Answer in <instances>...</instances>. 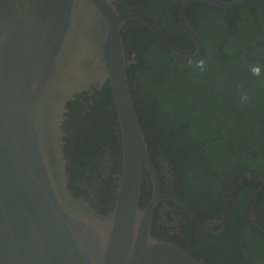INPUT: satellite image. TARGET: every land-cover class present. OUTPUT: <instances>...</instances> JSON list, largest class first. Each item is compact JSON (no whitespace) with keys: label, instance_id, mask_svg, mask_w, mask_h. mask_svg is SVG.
<instances>
[{"label":"water","instance_id":"95a60500","mask_svg":"<svg viewBox=\"0 0 264 264\" xmlns=\"http://www.w3.org/2000/svg\"><path fill=\"white\" fill-rule=\"evenodd\" d=\"M250 0H183L180 24L196 45L181 53L154 20L121 12L118 0H0V264H202L187 251L153 235V215L162 201L181 205L200 230L224 235L230 226L229 196L242 177L258 176L245 218L254 220L264 194V172L239 170L226 185L222 226L210 229L181 198L163 194L128 71L134 63L124 42L129 22L148 28L173 59L197 61L203 38L187 21L195 2L233 9ZM109 85L122 144L116 200L106 213L76 195L65 152L69 103ZM144 168L153 196L142 207Z\"/></svg>","mask_w":264,"mask_h":264},{"label":"trees","instance_id":"16d2710c","mask_svg":"<svg viewBox=\"0 0 264 264\" xmlns=\"http://www.w3.org/2000/svg\"><path fill=\"white\" fill-rule=\"evenodd\" d=\"M118 1L121 12L133 11L151 15L161 24L171 44L179 52L188 54L195 50V46L191 41L188 42L187 35L179 25L177 14L181 0ZM222 11L229 12L202 2L189 6L191 24L206 37L205 53L194 64L171 60L151 31L138 22H129L123 33L127 53L134 61L128 74L137 78L140 85L135 88L133 79L129 78L149 146L154 147L155 142H161L160 149L165 159L185 166L186 173L182 178L184 182L187 180V188L186 191L180 188L179 196L189 202L205 219L221 216V195L226 182L234 173L247 168H258L264 172V139L261 135H256V130L260 129V121L255 118L249 121L257 141L253 147L241 143L242 138L236 137H241V124L250 120L247 117L239 124L240 114L250 116L248 98L244 102L238 101L229 110H223L210 104V95H215L217 91L207 88L212 75L221 79V74L230 67L234 68L244 57L246 50H255L263 44V35L256 40L252 37L253 32H260L258 29L264 33L263 14H259L257 18L251 14H241L242 10L237 9L238 14H228L233 19L232 22L221 21L218 24L211 15ZM197 13L203 14L198 17ZM219 15H224L225 19V14ZM255 19L258 20V26ZM244 20L246 27H251L249 39L245 44L237 46L241 44L244 33ZM221 24L226 27V33L231 34L228 42H224L223 33L220 35ZM234 25L233 30L230 26ZM146 81L147 86L144 84ZM101 96L102 101L98 100V105L89 107L95 112V115L90 114L87 118L89 131L79 129V135L76 136L80 153L76 155L75 165L78 169L98 165L101 147L108 144L113 151V174L108 178L113 188L116 182L113 175L122 171L120 127L109 85L103 88ZM226 99L231 102L232 95H219L220 103ZM255 102L264 107L263 97H255ZM87 104L86 100L83 106ZM78 105V100L70 105L71 114L77 110ZM224 114L229 116L228 120L224 119ZM233 114L238 117V121ZM72 167V178L76 181L80 176L78 169L73 165ZM241 180V183L235 185L229 199L230 226L223 242L211 241L202 235L200 238L211 247L209 253L219 264H226L228 261L232 264H264V238L249 227L244 213L246 203L260 183L253 185L247 181L246 176ZM112 188L108 189L106 186V199L101 202L104 211H108L112 203ZM145 195L147 187L143 184L142 202ZM263 202L264 194L253 209L258 225L264 221Z\"/></svg>","mask_w":264,"mask_h":264},{"label":"flooded vegetation","instance_id":"af4514ba","mask_svg":"<svg viewBox=\"0 0 264 264\" xmlns=\"http://www.w3.org/2000/svg\"><path fill=\"white\" fill-rule=\"evenodd\" d=\"M182 1L183 0H181V3H182ZM229 1H231V0H229ZM118 3H119V1H118ZM179 7H180V5H179ZM237 9L242 10L241 14H246V15L251 14L257 18L259 16V14H263V19H264V0H250L248 3H246L242 6H239V7L233 8V9H224V10H227L229 12H223L222 11L220 13L219 12L214 13L211 16L215 17V19L218 21V24H220L221 21L224 23L228 22V21L232 22L233 19L231 20L229 18L228 14H238ZM178 11H179V8H178ZM202 14L203 13H197V16L201 17ZM219 14H225V19H224V15H219ZM143 15H145L146 17H149L150 19L157 22L155 19L152 18L151 15H149V14H143ZM186 16H187V21L189 22V24L197 31V33H199V35L203 38L204 43L206 44L205 34L201 35L200 32L191 24V21L189 18L190 15L188 14V9H187ZM177 17H178L179 25L182 28V26L180 24L179 14H177ZM255 23L258 26V20L257 19H255ZM158 24L161 25L160 23H158ZM221 27H222V31L220 32V35L223 33L222 34L223 38L225 36L224 42H228L230 40L231 34L226 33L227 32L226 27L223 24H221ZM230 28L234 30L235 25H234V27L230 26ZM242 30L244 31V33H243L241 41H240L241 44H237V46L238 45L241 46V45L245 44L249 39V32L251 30V27L250 28L246 27L245 20L243 21ZM182 31L185 33L183 28H182ZM258 31H260V32H253L252 33V37L255 40L262 37V35L264 36V33H261L262 32L261 30L258 29ZM187 40L189 43H190V41L192 42V44L195 46V50H196L195 43L191 40V38L188 35H187ZM157 42H158V40H157ZM261 43H263V44H261L260 47L255 48V50H246L244 57L234 67V70L238 74L240 81L244 86L241 87L238 90V92H236L232 96V101L230 103H231V108H233V107H235V103H237L238 101L244 102L245 98H248V101H249V104L251 107L249 109L250 110V116L240 114L239 115V124H241L247 117H250L249 121H251V119L253 120L255 118L257 121H260V123H258L260 129L256 130V135L257 136L261 135L262 138L264 139V107L259 106L255 102V97H263L264 98V40H261ZM159 45H160V43H159ZM247 47L248 46L246 45V48ZM205 49H206V45L204 47L203 55L205 53ZM248 54L251 56H247ZM170 59L173 61H176V62H180V61L173 59L172 57H170ZM180 63H183V62H180ZM194 63H196V61L191 62L189 64H194ZM256 63L260 64L259 65L260 67L257 70V72L255 73V75H253V77H251L249 80V75L252 76V74H249L248 71H251V70L255 69L256 67H258V65H256ZM183 64H186V63H183ZM260 71H261L260 82L257 86H255L252 82V79L258 80L257 73ZM128 76H129V78L133 79L132 82L135 83V88H139L140 85L138 84V79L133 78V76L131 74H128ZM129 82H130V79H129ZM151 83H154V81ZM144 84H146V86H147V81ZM244 87H246V89ZM133 89H134V86H133ZM102 91H103V89L102 90L95 89L91 93L87 92V93H83V94L79 95L75 100V101H77V100L79 101V105L76 106L77 110H75L72 114H71L70 105L75 101H73L72 103H69L68 119L65 122V130L67 132V135L65 137V142H66L65 143V152H66V157H67V161H68V169H69L70 174L72 173V168H73L72 165L76 169H78L75 165V162H76L77 153H80V149H79L80 144L76 142V136H77V134L79 135L80 130H88L89 131V128H88L89 120L87 119L88 115H90V114L95 115L94 110L89 109V107L90 106L95 107L96 105H98V100L102 101V96H101ZM85 99L87 100L88 104L83 106V104L86 103ZM96 108H95V110H96ZM251 114H252V116H251ZM79 127H81V128H79ZM249 128L252 129V127L249 123L241 124V137L239 135H237L236 137L244 139V138H247L248 136H253L254 135L253 130L248 133ZM246 130H248V131L246 132ZM85 135H88V134L86 133ZM153 146L154 147L149 146L150 151H151V161H152L153 166L155 168V171L157 173V178H158V181L160 184L161 192L163 194H172V195L178 196L179 198H181L183 201H185L194 210V212L197 214V216L199 217V219L201 220V222L205 226H207L210 229H216V230L220 229V227L222 226V220H223V217H222L223 193H224V190H225L226 185H227L229 180L226 182L223 193L221 195V200H220V202H221V214L220 215L221 216L218 218L205 219V218H203V216L201 214H199V212H197L189 204V202H187L183 197L179 196L180 195L179 194L180 188L184 189L185 191L187 188V180H185V182H184V180L182 178V175L184 176L186 173L185 166L182 163L176 164V163H172V162H169L168 160H166L163 152L160 149L161 142H155ZM110 148L111 147L108 144L101 147V157L98 160V165L93 164L92 166L91 165L86 166L85 169L84 168L78 169V174L80 176L79 179H77L76 181L73 180L72 174H71V187H72L74 193L80 197L85 198L89 203L92 204V206L97 208L99 211L101 210L105 213L107 211L103 210V207H102L103 205L101 204V202L104 201V199H106L105 198V193L107 192L106 186H108V189L112 188V185H111L110 181L108 180V178L113 174L112 173V164L114 161V160L112 161L113 151ZM255 169H258V168H255ZM258 170H261V169H258ZM220 171H221V169H220ZM261 171H263V170H261ZM222 173H223V171H221V174ZM120 175H121L120 172L113 175V177L116 180V182L112 188V195H113L114 199L113 198L111 199L112 203L109 206L108 211L111 210L114 206V203L116 200V195H117V189H118ZM247 181L253 185H258L259 183H260V186L262 185L261 178L258 176H255V175L252 177H247ZM241 182H242V180H240L238 182V184ZM143 184L145 185V187H147V195L144 196V201L142 202V207L144 208L147 206L148 202L151 200V198L153 196V189H154L151 174L145 168H144ZM260 186H259V188H260ZM232 192H233V190H232ZM232 192H231V194H232ZM231 194H230V196H231ZM230 196H229V199H230ZM258 200L256 201L255 205L257 204ZM255 205H254V207H255ZM245 208H246V206H245ZM245 208H244V213H245ZM263 209H264V202H263ZM253 216H254V211H253ZM254 220L256 222L255 216H254ZM258 226L264 228V221H261L260 225H258ZM152 232L156 238L163 240V241L170 242L174 245H177L178 247H180L183 250L190 253L192 256L194 255V257L197 260H199L202 264H219L217 262V260H215L213 258L214 256L211 253H209L211 247L205 244V242L200 238V235H202L203 237H205L206 239H209L211 241H214V240L215 241H222L225 234L222 236H212V235H208V234L204 233L202 230H200L198 228V226L191 219V217L185 211V209L181 205H179L177 202L162 201L161 203H159V205L157 206L155 213L153 215ZM262 237L264 238V236H262ZM226 264H232V263H231V261H228V263L226 262Z\"/></svg>","mask_w":264,"mask_h":264},{"label":"rangeland","instance_id":"374dc122","mask_svg":"<svg viewBox=\"0 0 264 264\" xmlns=\"http://www.w3.org/2000/svg\"><path fill=\"white\" fill-rule=\"evenodd\" d=\"M247 56H251V55H247ZM256 65H258V67H256L255 69L248 71L249 74H252V76L249 75V80L251 77H253V75H255V73L257 72V70L259 69V65L258 63H256ZM213 78H210L208 81V87L207 88H211L214 91H217V93L214 95H210L209 100H210V104L215 105L219 108H222L223 110H229L231 108V103L226 99L225 101H222L220 103L219 101V95L220 94H226V95H234L236 92H238V90L243 87L244 85L241 83L240 78L238 76V74L236 73V71L234 70L233 67H230L229 69L225 70L222 74H221V79H216V75H212ZM257 79H252V82L255 86H257L260 82V78H261V71L257 73ZM246 89V87H244ZM234 115V114H233ZM224 119H229V116L227 114H224ZM236 121H238V117L236 115H234ZM247 123H249V120H246ZM252 129H249L248 133L251 132ZM256 135L253 136H248L247 138H242L241 143H244L246 145H248L249 147H253V144L257 143L256 139H255ZM239 143V142H238ZM213 165V164H212ZM214 166V165H213Z\"/></svg>","mask_w":264,"mask_h":264}]
</instances>
